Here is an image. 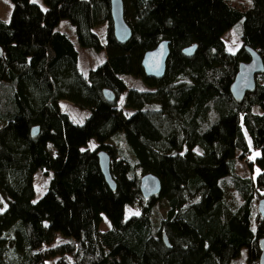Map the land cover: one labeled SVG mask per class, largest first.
I'll list each match as a JSON object with an SVG mask.
<instances>
[{"label":"trees","instance_id":"16d2710c","mask_svg":"<svg viewBox=\"0 0 264 264\" xmlns=\"http://www.w3.org/2000/svg\"><path fill=\"white\" fill-rule=\"evenodd\" d=\"M10 1L9 20L0 17V264H258L264 71L242 101L229 88L250 58L245 45L264 61V0H123L126 43L114 37L110 0H43L45 10ZM62 18L82 46L107 49L87 75L73 41L55 29ZM239 22L241 45L230 52L223 35ZM162 39L170 40L165 74L146 77L142 55ZM193 44V54L182 53ZM125 74L144 87H128ZM63 100L89 115L74 122ZM100 149L111 156L115 190L100 171ZM238 159L250 175L236 171ZM39 170L52 175L34 200ZM146 172L162 182L149 198L139 189ZM103 215L110 226L102 230ZM57 233L66 239L54 243Z\"/></svg>","mask_w":264,"mask_h":264},{"label":"water","instance_id":"95a60500","mask_svg":"<svg viewBox=\"0 0 264 264\" xmlns=\"http://www.w3.org/2000/svg\"><path fill=\"white\" fill-rule=\"evenodd\" d=\"M110 11L112 27L115 39L119 43H126L132 36V29L125 20L123 0H110ZM249 54V60L242 61L238 64L235 76L230 84V93L235 101H242L246 93L252 92L256 88V75L264 71L263 57L258 50L250 45L244 46ZM196 49V44L186 46L182 53L191 55ZM3 49L0 46V55ZM170 55V40L162 39L150 50L143 53L141 66L146 77L162 78L166 71L167 61ZM103 95L108 101L115 99L114 92L109 88L103 89ZM38 126L31 129L32 135H37ZM98 165L104 176L106 183L111 190L116 189V182L112 177L110 170L111 156L108 151L100 149L97 152ZM139 189L142 197L149 198L158 195L162 189V182L158 175L153 172H146L141 175ZM257 211L264 218V197L260 198L257 204ZM167 242V238L163 236ZM261 253L258 264H264V237L259 240ZM168 244V242H167Z\"/></svg>","mask_w":264,"mask_h":264},{"label":"rangeland","instance_id":"374dc122","mask_svg":"<svg viewBox=\"0 0 264 264\" xmlns=\"http://www.w3.org/2000/svg\"><path fill=\"white\" fill-rule=\"evenodd\" d=\"M35 3H38L43 10L47 8L46 4L43 0H31ZM13 9V3L10 0H0V17L9 20L11 11ZM56 30L65 32L70 39L73 41L77 51H78V67L82 73L85 75L88 74V71L91 68H95L101 63H103L108 56V52L106 47L100 48V49H94L91 47L82 46L78 39L75 32V28L71 21L68 18H62L57 26L55 27ZM95 32L99 35L101 41L105 42V31H106V25L100 24L94 26ZM242 31V23L239 22L236 25L229 28L223 35V38L226 42V48L230 52H234L240 45H241V34ZM122 78L128 85V87H137V88H143L144 83L141 79V77L125 74L122 75ZM124 94L121 95V98L119 100V105L124 108ZM60 107L63 111L68 113V115L71 117V119L74 122L81 123L85 120V118L89 115L90 109L88 107H83L79 105H75L69 101H61ZM126 112L131 113L134 109L132 108H124ZM1 125V121H0ZM95 139H91L89 142V146L94 145ZM49 146L52 148V144H49ZM199 149V147H197ZM258 150L253 149L251 153V157H254L257 155ZM236 171H238L241 174L244 175H250L251 169L249 167V164L247 160H237L236 164ZM257 172V168H255L254 174ZM52 175V172L45 175L40 170L37 171L34 175V185H35V196L34 200H37L47 189L48 187V181L50 179V176ZM2 200V198L0 197ZM0 200V208L3 206L2 201ZM4 202V201H3ZM5 204V203H4ZM129 211L135 212L137 211V207H130ZM110 226L109 219L106 215H103V220L100 224V228L107 229ZM66 239L65 236H63L61 233H57V236L55 238L54 243L62 242Z\"/></svg>","mask_w":264,"mask_h":264},{"label":"built area","instance_id":"2783aa9c","mask_svg":"<svg viewBox=\"0 0 264 264\" xmlns=\"http://www.w3.org/2000/svg\"><path fill=\"white\" fill-rule=\"evenodd\" d=\"M257 204H258V201H257Z\"/></svg>","mask_w":264,"mask_h":264}]
</instances>
